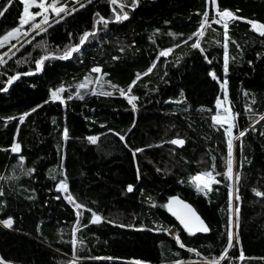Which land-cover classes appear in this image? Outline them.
<instances>
[{"label":"trees","instance_id":"obj_1","mask_svg":"<svg viewBox=\"0 0 264 264\" xmlns=\"http://www.w3.org/2000/svg\"><path fill=\"white\" fill-rule=\"evenodd\" d=\"M64 2L76 10L0 64V222L13 221L0 223V264H212L228 246L232 194L240 198L239 228L220 264H264V196L256 195L264 193V36L252 27L264 24V0ZM0 6L7 9L0 15L3 37L19 27L24 6L22 0ZM217 8L237 17L228 21L227 72L224 28L213 22ZM205 12L210 27L194 36ZM124 13L128 18L116 21ZM86 32L95 35L60 58ZM197 40L199 49L192 47ZM46 55L36 71L35 61ZM134 80L128 95L138 97L135 109L119 92ZM224 81L238 184L224 175L228 125L213 120ZM61 87L63 102H53L51 93ZM136 149L143 151L134 157ZM210 171L219 183L205 195L193 177ZM176 197L196 208L208 232L189 234L167 208ZM92 213L101 222L92 223Z\"/></svg>","mask_w":264,"mask_h":264},{"label":"snow or ice","instance_id":"obj_2","mask_svg":"<svg viewBox=\"0 0 264 264\" xmlns=\"http://www.w3.org/2000/svg\"><path fill=\"white\" fill-rule=\"evenodd\" d=\"M9 4L12 3V0H8ZM111 2L113 4H115L117 2V0H111ZM138 2V0H133V7L135 6V4ZM23 3V15L20 17V21H19V27L16 29H13L11 32H9L7 35L0 37V47H3L5 43H7L10 39L15 38V39H19V37L21 35L23 36H27L29 34V31L31 30H35L38 29L39 31H46L47 29L45 27H43V25L48 24L49 21V12H51L52 14H54L57 17H60L61 14H71V11H75L76 9L73 8L71 9V11L68 9V6L66 3H62L61 0H51V2L49 3L48 0H39V2L37 3L36 0H22ZM212 3H215V0H212ZM81 7H83V5H80ZM32 7H36L39 9V11L33 13L30 11V9ZM121 8H123V5H121ZM4 11H7L6 8H3V6H0V15H3ZM217 15L219 17V19H216L215 21H213L214 23H218V24H222L223 28H224V38H225V43L223 45L224 49H225V57H224V71L227 72L228 70V64H229V59H228V55H227V47H228V33H227V28H228V20H233V19H237V17H235L233 15V13H231L230 11L224 10V11H220L217 8ZM37 17H42V19L39 22H36V18ZM128 18L127 13H124L123 15H116L115 19L116 21H121V20H126ZM98 24L103 23L105 24V26L107 25V21L104 20L103 17H100L99 20L97 21ZM28 26V30H25V26ZM210 27V23H209V13L205 12L203 14V20L199 25V29L196 33H193L194 36H198V37H202L204 35V30ZM252 27L258 31L262 36H264V24H252ZM90 35H95V33H84V35L80 38L79 44L72 46L70 48H68L67 50H65L64 54L60 57L62 59H68L72 56V54L74 52L79 51L80 47L88 40ZM191 39V38H190ZM193 48H200V43L199 40H197L196 43L192 44ZM12 48H15V45H12ZM201 51H203V49H200ZM9 51H11V49H9ZM171 51V50H169ZM168 54V52H162L161 55L162 56H166ZM4 55H7V53H5ZM50 56L46 55L41 57L39 60L35 61L36 63V71H40L43 67L44 62L49 59ZM6 63V61L3 59L2 56H0V64ZM155 65H153L154 67ZM151 68L148 69V72H151ZM94 72H99L100 69L99 68H95L93 69ZM33 73H24V75H32ZM148 73H144L143 75H147ZM213 79H217V77L215 76V73L211 74ZM19 75L16 76H12L9 78L8 83L11 84L14 80L18 79ZM140 79V75H137L136 80ZM136 80H134L132 82L131 85H129L127 91H125L124 89H119L120 95L121 96H125L129 103L132 105V108L135 109L136 108V104L135 101L138 99V97L131 95L129 96L128 93L131 92L132 87L135 86L136 84ZM86 87L85 84H81L79 85V88H84ZM115 87V86H113ZM221 87L223 89H225V100L227 99V93H226V87H227V81H224V83L221 85ZM6 90V89H5ZM65 89L63 87H61L60 89L54 90L51 93V100L53 102L55 101H61L62 97L60 95V93H62ZM103 95H111V93L105 92L102 93ZM77 95L79 96V92H77ZM72 97H69V99H71ZM79 98H83L82 96ZM47 103V101H46ZM217 105L221 106L222 102L219 100H217ZM33 111H35V109H33ZM225 112H230V109H225ZM28 115V113H25V116ZM20 121L23 122L24 120V116H21ZM233 119V117H231L230 115H226V116H221L219 113L213 117V120L216 124H225L228 123V127L225 129L226 135L229 137L228 138V156H227V172L224 174L225 177L232 181L234 179L235 183H239L240 180V174L237 172L235 174V177H233V157H232V153H233V140H232V128L234 127V125H232L230 123V120ZM264 119V118H262ZM240 136H244L245 132L241 131ZM63 137L64 139L68 138V130L64 129L63 132ZM97 137L95 136H90L88 137V140L91 143H96L97 141ZM121 140H124V137L121 136L120 137ZM172 144L175 145H183L184 141L181 139H174L171 141ZM20 150V146L17 144L14 147H12L11 151L12 152H19ZM143 149H136L133 151V156L135 157L137 152H142ZM21 161L23 160V157L20 158ZM215 159V158H213ZM214 167V166H213ZM193 182L195 183V186L197 188L198 191L203 192L205 195H207L208 191H211V185L213 183H219V181H217L215 179V177L213 176V173L210 172H205L202 174H199L195 177H193ZM60 187L64 190H66L67 186L66 184H64L63 182H61ZM127 190L129 192L133 191V187L132 185H129ZM238 191V189H237ZM2 194V193H0ZM256 195L258 196H264V193H260V192H256ZM69 202L72 203L73 200L72 198L69 196L68 197ZM240 198L237 195L235 197V200L238 201ZM232 205V201H230V211H234V214L236 216V221H235V227L238 229L239 228V212L240 209L238 206H236L234 209L231 207ZM74 206L77 209H80L82 207V205L79 204H74ZM167 208L170 212H172V214L174 216L177 217V219L180 221L181 225H183V227L189 232V234H194L195 232H208L209 229L207 227V225L204 224V222L200 219V217L195 213V211L191 208L190 205L184 203L183 201H180L178 198H172L170 199ZM90 211V210H89ZM82 215L81 212H77V227L74 229V235H75V231L79 230V217ZM92 223H99L101 222V217H99L98 215H96L95 213H92ZM0 223H3L6 227H11L13 221L11 220V218H9L8 220L2 221ZM86 227V225H85ZM228 235V246L225 249L224 253L219 257V260L213 261L212 264H219L220 260H225L227 259V252L228 249L234 247L235 245L233 244V232L231 230V227L229 228V231L227 233ZM238 236V233H237ZM177 242L179 243V236L176 237ZM73 245H75L77 243V241L74 239L73 240ZM181 247H184L183 244L180 245ZM189 251H194V250H189ZM242 258V257H241ZM178 264H181V262H178Z\"/></svg>","mask_w":264,"mask_h":264},{"label":"rangeland","instance_id":"obj_3","mask_svg":"<svg viewBox=\"0 0 264 264\" xmlns=\"http://www.w3.org/2000/svg\"><path fill=\"white\" fill-rule=\"evenodd\" d=\"M74 1H76V0H74ZM36 2L38 3L39 2V0H36ZM48 2L50 3L51 2V0H48ZM61 2L62 3H65L64 2V0H61ZM69 9V8H68ZM30 11L31 12H33V13H35V12H37V11H39V9L38 8H36V7H32L31 9H30ZM63 14V13H62ZM52 15H53V17H52ZM49 21H48V24L49 23H51L52 21H55V20H57V18H59V17H57V16H55L54 14H52L51 12H49ZM42 19V17H37L36 18V22H39L40 20ZM217 19H219V18H217ZM215 20H216V18H215ZM229 21V20H228ZM227 21V22H228ZM255 24H259V23H255ZM47 25V24H46ZM46 25H43V27H46ZM18 28V27H17ZM25 30L27 31L28 30V26L26 25L25 26ZM37 31H39L38 29H35V30H31V31H29V34L27 35V36H23V35H21L20 37H19V39H15V38H12V39H10L7 43H5L4 44V46L3 47H0V56H2L3 57V59H5V58H7V57H9V56H11L13 53H14V50L15 49H17V48H19L24 42H26V41H28L29 40V38L32 36V35H34V33L35 32H37ZM7 35V34H6ZM12 45H15V48H12ZM9 49H11V51H9ZM5 53H7V55H4ZM225 90V89H224ZM226 91H227V87H226ZM221 102H222V105L221 106H218V108H219V110H220V115L223 117V116H226V115H230L231 117H233L234 115H233V113H232V111H231V109L229 108V103H228V101L227 100H225V98H220L219 99ZM225 109H230V112H225ZM233 121H234V119H231L230 120V123L233 125ZM225 124H227L228 125V123H225ZM229 126V125H228ZM232 140H233V153H232V157H233V171L235 170V158L237 157V155H236V150H237V136L236 135H234L233 134V129H232ZM233 177H235V176H233ZM64 184H66L65 182H63ZM61 185V184H60ZM67 186V185H66ZM60 189L62 190V192L64 193L66 190H64V189H62L61 187H60ZM235 195L234 194H232V198H233V202H232V208L234 209L235 207H236V205L234 204V202H235ZM231 217H232V232H233V244L235 243V240H236V235H235V229H236V227H235V221H236V216H235V214H234V211H232V215H231ZM171 232L175 235L176 234V232H175V230L174 229H172L171 230ZM219 260V259H218ZM221 261L222 260H220L219 261V264L221 263Z\"/></svg>","mask_w":264,"mask_h":264},{"label":"water","instance_id":"obj_4","mask_svg":"<svg viewBox=\"0 0 264 264\" xmlns=\"http://www.w3.org/2000/svg\"><path fill=\"white\" fill-rule=\"evenodd\" d=\"M176 198H178L180 201H183L184 203H186V204H188V205H190L191 206V208L195 211V213L200 217V219L204 222V220H203V218L201 217V215L198 213V211L196 210V208L192 205V204H190L188 201H186V200H184V199H182V198H180V197H176ZM172 213V212H171ZM174 216V215H173ZM175 218L177 219V217L175 216ZM178 220V219H177ZM179 221V220H178ZM180 222V221H179ZM181 224V223H180ZM204 224L206 225V223L204 222Z\"/></svg>","mask_w":264,"mask_h":264}]
</instances>
